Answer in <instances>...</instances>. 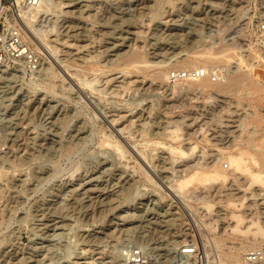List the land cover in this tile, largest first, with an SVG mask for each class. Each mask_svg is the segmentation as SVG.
I'll return each instance as SVG.
<instances>
[{"label": "rangeland", "instance_id": "rangeland-1", "mask_svg": "<svg viewBox=\"0 0 264 264\" xmlns=\"http://www.w3.org/2000/svg\"><path fill=\"white\" fill-rule=\"evenodd\" d=\"M63 3L76 5L42 18L41 29L53 27L42 41L23 32L37 62L0 73V264H131L137 248L144 264H169L191 240L210 245L201 251L206 264H221L210 239L226 230L223 207L209 213L197 198L214 204L236 182L191 186L184 197L169 185L212 166L218 153L258 150L259 142L264 150V89L255 93L244 81L225 92H174L176 82L155 73L228 44L218 54L232 52L229 61L209 65L253 64L259 79L250 53L264 57V0ZM68 25L79 35H64ZM132 52L146 63L129 61ZM169 145L188 156L173 158ZM222 168L229 172L226 162ZM263 211L264 198L253 203L264 226ZM212 220L214 231L206 226ZM56 223L59 229H46Z\"/></svg>", "mask_w": 264, "mask_h": 264}, {"label": "bare ground", "instance_id": "bare-ground-1", "mask_svg": "<svg viewBox=\"0 0 264 264\" xmlns=\"http://www.w3.org/2000/svg\"><path fill=\"white\" fill-rule=\"evenodd\" d=\"M72 1L74 0H68V2H72ZM9 4L10 2L8 3V5ZM74 5H76V3L74 4L65 3L64 4L63 0H37V4L33 6H30L25 3L24 6L18 8V10L20 11L19 23L20 25H22V30L25 33V35L29 36L31 35V33L32 35L35 34L36 35L35 39L38 38L39 39L38 41L40 40L42 41L43 39L42 37L46 36L47 33L52 31V28H53V27L52 28L50 27V29H45L46 31L41 29L40 21L42 20V18L44 17L46 20L48 17L51 19L57 16L55 14V8L58 9L59 7L60 9L63 7H72ZM127 22H131V21H127ZM46 23L49 24V22H46ZM42 24H44V26L46 25L44 22ZM73 29H74L73 26H69V25L66 26L64 35L68 37H72L75 35L78 36L79 34L77 33L74 34ZM42 31H44L43 32L44 34L42 33ZM29 39L31 40L30 36H29ZM37 43L38 42H36V44ZM226 45H222L221 47L222 49L218 50V52L194 51L187 58L181 59L179 61L180 65L178 64L176 69L177 70H179V68L190 69V68H195V67H200V66L209 68L210 67L209 63H214L217 61L227 62L229 61L230 57L233 56L232 52L223 53L220 55L218 54L222 51L227 52V50L230 49V47ZM233 54L234 56H237L235 53ZM238 57H236L235 59L237 63H239V60L237 59ZM250 58L253 60L255 59V62H257L258 65H260L256 67V75L259 78L257 80L253 79V75H254L253 74V71H254L253 64H246L245 66H242L244 64H242L243 62H240L242 65L239 66L238 64L234 66L236 68L233 71L230 70L231 67L228 66L229 71L227 72V75L223 81L213 82L211 81L210 77L205 76L200 79L193 80V81L192 80L191 81L189 80L178 81L172 88L174 92H178L181 90H195L198 88L200 90H207V89L209 90V88L210 89L215 88L218 91L225 92L234 86H238L244 81H250L253 87V92L255 93L260 92L264 89V64L261 63L260 56L258 55L256 51H251ZM129 61L138 62V63H146L143 56L138 52H132L131 55L129 56ZM143 67H145V65H143ZM169 73L170 71L168 70L167 71L166 70L157 71L155 73V77L167 81L169 80ZM256 81H259V82L261 81L262 83L256 84L255 83ZM177 131H178V128H173L172 130L168 132H170L172 137H178ZM115 144H116L115 145L116 148L119 149L120 145L118 143H115ZM256 146L259 147L258 150L257 149L249 150V149H243V148L238 147L235 151H226V152L218 153L219 154L218 159L216 163H213L212 166L210 167L196 166L190 169L189 171L185 172V174L181 176V178H177L176 180H174V182L171 181L173 183L169 185L170 192H172V194L174 193L176 194V196L179 195V196L184 197L189 191L191 186H194V189H197V188L203 189V188H206L208 185L212 186L217 182H219V184H221L222 186L224 183L228 181V179H230V177H231L230 180H232L233 182H236L237 187L232 188L231 186L233 184H231L230 187L227 188V190H230V192L225 193L223 195L225 198L220 199L214 204H212L210 200H207L206 196H199L198 198L196 196V198L200 200L201 208L203 210H206L209 213H211L214 210V208L216 209L218 207H223L222 209H218V212H220L219 214L223 215V218L226 219V222H227L226 230L223 231L224 234L223 232H221L222 234H214L213 237L210 239V241L212 240L211 242H213L217 248L221 249L220 253L218 254L219 261L221 264L239 262L241 255L244 251L254 248V246L256 247V244H261L260 243L261 241L259 239L264 238V226L261 224L257 216L253 214V203L264 198V196L263 198L261 197V195L263 194H259L258 192H256V190L264 191V150H263V145L260 144V142L256 144ZM165 148L168 149L169 152H171L173 158H176L178 155L182 157L184 156V158L188 156L186 152H183L181 147L179 148L178 146L173 147L172 145H169ZM223 162H226L227 167L228 166L230 167L229 172H226V170L222 168ZM144 170H143V173L145 176L146 172ZM146 177H148V175ZM240 177H245L246 182L239 181ZM128 181L129 180H127L126 183H128ZM257 187L258 189H256ZM237 189L238 191L234 192V190H237ZM238 192H242V194H240L239 196H236ZM250 201H252L253 203H249ZM216 204H221V206H218ZM114 207L115 206H113V208ZM55 213L58 214L56 217L60 218L59 219L60 222H62V220L64 221L68 219L66 218L67 217L66 215L63 216V213L62 214L60 212H55ZM50 225L51 226L46 225V229L49 227L50 228L54 227L55 229L60 228L57 223L50 224ZM206 226H209V228L213 230L214 221L212 220ZM240 235L244 236L247 239L246 242L233 243V242L226 241L227 239H232V238L235 239L237 236H240ZM52 236H56V234ZM227 243L231 245H227ZM78 258H81V256ZM30 262H35V261L31 260ZM76 263L77 262H74L73 264H76Z\"/></svg>", "mask_w": 264, "mask_h": 264}, {"label": "built area", "instance_id": "built-area-1", "mask_svg": "<svg viewBox=\"0 0 264 264\" xmlns=\"http://www.w3.org/2000/svg\"><path fill=\"white\" fill-rule=\"evenodd\" d=\"M9 2L12 0H0V73L14 71L20 66L30 68L37 62L34 52L23 38V30L19 25L20 11L16 6H7ZM25 3L33 6L37 4V0H25ZM260 60L264 64V57H260ZM228 71L229 68L225 65L172 69L169 82L193 81L205 76L210 77L213 82H220L225 79ZM206 247L210 245L204 246L202 241L191 240L169 259V264H206L201 253ZM130 263H145L140 248L134 249ZM229 264H264V244L244 251L239 262Z\"/></svg>", "mask_w": 264, "mask_h": 264}]
</instances>
